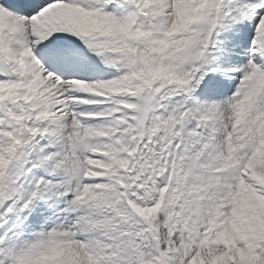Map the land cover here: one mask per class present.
Returning <instances> with one entry per match:
<instances>
[{
  "label": "snow or ice",
  "instance_id": "snow-or-ice-1",
  "mask_svg": "<svg viewBox=\"0 0 264 264\" xmlns=\"http://www.w3.org/2000/svg\"><path fill=\"white\" fill-rule=\"evenodd\" d=\"M0 264H264V0H0Z\"/></svg>",
  "mask_w": 264,
  "mask_h": 264
}]
</instances>
